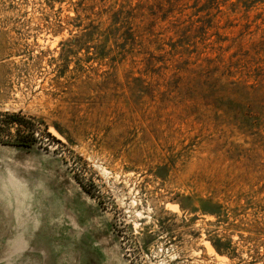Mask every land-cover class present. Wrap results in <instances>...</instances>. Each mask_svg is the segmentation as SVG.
Here are the masks:
<instances>
[{"label":"rangeland","instance_id":"1","mask_svg":"<svg viewBox=\"0 0 264 264\" xmlns=\"http://www.w3.org/2000/svg\"><path fill=\"white\" fill-rule=\"evenodd\" d=\"M0 264H264V0H0Z\"/></svg>","mask_w":264,"mask_h":264}]
</instances>
